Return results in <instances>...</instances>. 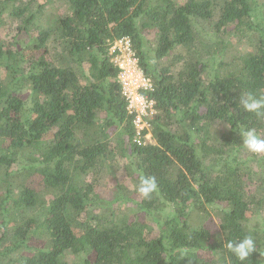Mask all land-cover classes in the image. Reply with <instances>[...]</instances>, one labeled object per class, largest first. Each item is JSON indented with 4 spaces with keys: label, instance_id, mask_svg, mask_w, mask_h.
Here are the masks:
<instances>
[{
    "label": "trees",
    "instance_id": "16d2710c",
    "mask_svg": "<svg viewBox=\"0 0 264 264\" xmlns=\"http://www.w3.org/2000/svg\"><path fill=\"white\" fill-rule=\"evenodd\" d=\"M123 36L154 85L144 145L110 61ZM245 92L264 96V0H0V264H240L223 244L264 223V154L237 131L264 136V118ZM207 205L216 236L191 220Z\"/></svg>",
    "mask_w": 264,
    "mask_h": 264
},
{
    "label": "built area",
    "instance_id": "2783aa9c",
    "mask_svg": "<svg viewBox=\"0 0 264 264\" xmlns=\"http://www.w3.org/2000/svg\"><path fill=\"white\" fill-rule=\"evenodd\" d=\"M109 55L111 63L119 69L118 81L135 130L133 140L144 145L152 139L149 119L156 112L155 100L149 96L154 88L153 81L141 67L131 37L113 40L109 45Z\"/></svg>",
    "mask_w": 264,
    "mask_h": 264
},
{
    "label": "clouds",
    "instance_id": "9594fccd",
    "mask_svg": "<svg viewBox=\"0 0 264 264\" xmlns=\"http://www.w3.org/2000/svg\"><path fill=\"white\" fill-rule=\"evenodd\" d=\"M239 103L245 112L253 114L257 118H264V96L253 92L241 93ZM237 131L242 138L243 149L252 154H264V136L255 127L241 126ZM157 189L158 184L154 176H139L136 191L144 199H150ZM261 226H264V223H262L260 217L252 219L249 223L248 234L235 240L227 239L222 248L231 253L240 264H245L257 251L261 256L264 255V248H257L255 237V233ZM181 255H184V253L181 252Z\"/></svg>",
    "mask_w": 264,
    "mask_h": 264
},
{
    "label": "rangeland",
    "instance_id": "374dc122",
    "mask_svg": "<svg viewBox=\"0 0 264 264\" xmlns=\"http://www.w3.org/2000/svg\"><path fill=\"white\" fill-rule=\"evenodd\" d=\"M54 8L56 7L57 3H53ZM55 13L52 14V16H54ZM6 32V29L2 32V35H4V33ZM143 34L146 36H150V34L147 31H143ZM229 46H230V50H239V46L236 44V40L233 38L229 39ZM27 87L24 88V90L22 91V93L24 94V92L26 91ZM25 95V94H24ZM115 189V181L112 180H103L102 181V186L100 188L102 196L107 199V200H111L114 198V190ZM207 210L204 212H200V211H194L192 212L191 215V220L193 221V223L195 225H202V226H206L208 228L211 229L212 233L216 236L218 235V233L220 232V220H219V216L220 214H218V210L217 208H215L212 205H207ZM173 207L172 205H168L165 206L163 209H161L158 213L156 214L157 216H162L164 217H168L171 214H173Z\"/></svg>",
    "mask_w": 264,
    "mask_h": 264
}]
</instances>
